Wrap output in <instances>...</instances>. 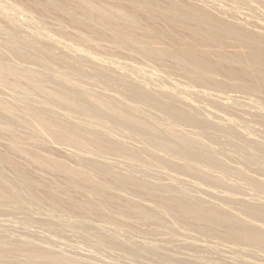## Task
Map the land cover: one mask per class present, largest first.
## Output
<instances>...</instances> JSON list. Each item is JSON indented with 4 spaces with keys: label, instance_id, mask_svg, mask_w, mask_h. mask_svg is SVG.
Instances as JSON below:
<instances>
[{
    "label": "bare ground",
    "instance_id": "6f19581e",
    "mask_svg": "<svg viewBox=\"0 0 264 264\" xmlns=\"http://www.w3.org/2000/svg\"><path fill=\"white\" fill-rule=\"evenodd\" d=\"M23 1L45 17L53 13L65 19L73 30L72 35L86 49L56 39L49 32H39L38 28L37 31L31 19L19 17L25 6L18 8L8 0H0V139L7 141L3 138L0 141L4 149L0 147V211L16 213L23 207L30 208L28 202L32 197L38 199L35 195L40 192L53 207L79 217L72 219L63 214L55 218L56 213L37 214V211L33 213L35 207H31L35 216H43L37 221L40 219L51 230L78 226L100 244H108V248L135 258L149 253L157 259L166 258L167 254L159 253L156 241H124L118 232L139 224L151 227L147 233L143 226L145 234H149L154 226L164 227L172 218L176 223L192 226L197 232L191 231L201 237L221 238L225 245L211 244L208 240L207 244L199 243L198 236L196 243L191 237L193 242L184 240L191 227L179 223L173 226L182 228L183 233L179 230L178 236L183 238L174 242L214 253L221 252L222 248L218 247L223 246L239 258L234 255L235 264H260L245 256L260 258L262 255L257 252H264V177L260 178L264 176V141L253 137L257 122L264 125V17L254 18L250 13L253 5L249 6L248 2H245L248 8L240 10L243 0H22L17 3L22 5ZM259 2L263 8L264 2ZM64 21L57 22L56 31L67 36L70 29L63 27L67 24ZM93 51L107 55L126 52L143 62H152L154 67L161 66L158 71L163 67L162 72L179 74L184 80L182 84L186 81L187 85L170 82L154 70L145 73L142 66L106 59L104 54ZM243 116L257 121L253 120L256 126L252 136L247 133L249 124H245L249 119L245 121ZM24 141L41 151L46 148L62 153L77 166L68 165L69 159L68 164L53 159L46 154L48 150L40 154L25 148ZM226 147L231 148L228 160L236 163L241 160L243 163L238 165L242 168L256 166L257 170L254 169L261 175L254 176L253 167L249 171L252 176L246 172L248 166L244 170L235 163L233 166L232 161L226 162L219 156ZM11 155H15L13 159ZM20 157L42 173L62 179L64 188L55 185L53 176L50 179L41 173L30 176L33 173H29L26 164L23 166V161L20 160L21 164L14 161ZM62 157L59 156L61 160ZM4 169L12 176H6ZM149 170L157 179L163 176L168 181L146 180L144 176ZM227 177L239 180H227ZM196 180L200 184L201 180L208 183L209 187L205 183L202 187ZM183 184L193 185L208 197L206 200L211 198L213 202L201 199L206 198L202 193L199 198L193 193L189 195V190L185 192L188 187L182 190L187 186ZM220 187L233 190V194L239 190L246 193L247 188L254 193L248 198L250 189L247 198H239L241 195H236L240 191L233 195L222 192ZM126 189H130L131 195L135 193L137 199L121 194ZM70 192L81 194L83 200L74 199ZM137 196L147 203H141ZM212 198L230 201L228 207L230 203L237 204L235 208L239 206L236 208L239 212L233 205L232 212L226 205L216 204L214 200L219 199ZM35 200L31 202L34 206ZM26 208L24 212L31 209ZM25 214L28 216L30 212ZM89 216L106 223H90ZM30 218L25 221L31 222ZM124 224L128 226L123 227ZM140 230L135 232L142 233ZM1 234L0 264L13 263L15 257L10 260L6 257L14 252H20L21 258L23 254L21 264H94L30 240L13 241ZM174 258L178 264H208L201 258Z\"/></svg>",
    "mask_w": 264,
    "mask_h": 264
},
{
    "label": "rangeland",
    "instance_id": "374dc122",
    "mask_svg": "<svg viewBox=\"0 0 264 264\" xmlns=\"http://www.w3.org/2000/svg\"><path fill=\"white\" fill-rule=\"evenodd\" d=\"M9 1V3H11V4H13V5H17V7L18 8H21L22 6H25V7H23V8H21L22 9V11L20 12V14H19V17H21L22 19H31L34 23H36V26H34V28L37 30V28H38V30H40L39 32H41V31H43L42 33H46V32H49L50 34H52L56 39H60V40H64V42L65 43H67V44H76L77 46H79V47H81L82 49L83 48H85L86 47V45L84 46V44H83V46H82V43H80V42H78L76 39H75V37L72 35V32H73V30H72V28H71V26L69 25V23L68 22H66V20L65 19H61V17H58V15L57 14H53V13H51V15H56L57 17H55V16H51L50 14H47V16L45 17V14L44 13H42V12H40V11H38V10H33V8H31V7H29L24 1V3L27 5H25L24 3H22V5L21 4H19L20 2H22V0H16V3H15V0H8ZM218 2H219V0H217ZM220 1H222V0H220ZM244 1V4L243 5H241L242 7H239L240 8V10L242 9V11L244 10L245 11V9H246V7L248 8V4H250L249 6H251V5H253L251 8V14H253V17L254 18H256V19H263V18H260V17H264V16H261V14H260V12H262L264 9V7L262 8V4L257 0H243ZM252 1V2H251ZM254 1V2H253ZM17 2H19V3H17ZM245 2H248V4L247 3H245ZM257 2H259V3H257ZM261 2L263 3L264 1L263 0H261ZM19 4V5H18ZM24 4V5H23ZM256 4V5H255ZM259 4V6L257 7V5ZM260 5H262V6H260ZM257 8V11H255L254 12V8L255 7ZM259 8V9H258ZM23 9H25V10H23ZM262 9V11H260ZM260 11V12H259ZM256 12H259V13H256ZM264 12V11H263ZM258 14V15H257ZM259 14H260V16H259ZM262 15H264V13L262 14ZM259 16V17H258ZM59 19V20H58ZM60 20H62V21H64L65 23L64 24H66V25H63V22L61 23V24H59V25H63V27L64 26H66V30L68 31V29H70L67 33V36L68 35H70V36H64V34L62 35V34H60L58 31H56L57 29V27H56V24H58V23H60V22H58V21H60ZM58 22V23H57ZM69 25V26H68ZM62 27V28H63ZM68 27V28H67ZM37 30V31H38ZM86 49V48H85ZM87 49H88V47H87ZM88 50H90V49H88ZM92 51V50H91ZM90 51V52H91ZM97 53V51H93V54H95V53ZM97 54H104V58H106V59H113V60H117V61H120V62H122V63H127L128 65H130V66H136V67H141L142 66V68L144 67V71H146L145 73H149V72H147V70L148 71H150V72H154V71H157V72H159V73H161L164 77H166L167 79H169V81L171 82V81H173V82H175V83H178V84H180L181 86L182 85H187V83H186V81L184 82V84H182L183 83V79H181V77L179 76V74H177V73H175V72H172L173 74H170L171 72H169V71H167L166 72V70H165V72H162L165 68H161L162 69V71H161V69H160V71H158L159 69L158 68H160L161 66H159V67H157L158 65H155L156 67H154V65H152V62H143L141 59L139 60V58H134V57H131L130 55H128L126 52L124 53V52H116V53H108V55L106 54V53H97ZM106 54V55H105ZM101 56V55H100ZM103 56V55H102ZM143 63H144V65H143ZM148 63H150L151 64V66H150V64H148ZM148 65V66H147ZM146 68V69H145ZM155 68H156V70H155ZM154 70V71H153ZM169 72V74L170 75H167V73ZM175 73V74H174ZM180 79L182 80V81H180ZM176 80H178V81H176ZM98 89L100 88L101 89V87L100 86H98L97 87ZM98 89H96V90H98ZM100 89H99V91H100ZM251 98H252V96H251ZM253 99H254V97H253ZM235 116H237V118H241V116H239V115H236V114H234ZM233 115V116H234ZM246 117H248V116H246ZM246 117H244L243 116V118L245 119V121H246V119H249V120H247L246 121V123L245 124H247L248 125V127L246 128V126H245V128L248 130V132L247 133H250L251 134V136L254 134V130L256 131V133L253 135V137H255L257 140H259V141H261V142H263L264 141V125L262 126L261 124H258V122L256 121V119L255 118H253V117H250L251 119H252V121L253 120H255L256 122H257V124H256V122L255 121H253V122H255L254 124H252L253 122L252 121H250V118L248 117V118H246ZM236 118V117H235ZM252 122V123H251ZM252 125H251V124ZM257 126H256V125ZM256 126L257 127V129H258V131H257V129H255L254 128V130H253V126ZM262 126V127H261ZM261 128V129H260ZM253 133H252V132ZM258 134V135H257ZM260 134V135H259ZM262 135V136H261ZM3 137H1V139H2ZM0 139V141L2 142V140H4L5 141V139L3 138L2 140ZM263 140V141H262ZM205 141H206V139H205ZM5 142H7V141H5ZM4 142V143H5ZM206 142H208V141H206ZM209 143V142H208ZM25 146V148H27V147H30L29 149H31V150H33V151H36V152H39L40 154H45L46 153V151L48 150V152L46 153L47 155H51V157H54L53 159H57V160H59L60 159V161H63V162H65L66 164H68L69 163V161L71 162L70 164H68V165H70V166H77V164L75 165L74 163H73V161L72 160H70L68 157L66 158L65 157V155L64 154H62V153H59V152H56L55 150H49V149H46V148H42L43 150L41 151V149L40 148H32L31 146H29L28 145V142H25L24 141V143H23ZM27 146V147H26ZM1 147V146H0ZM2 148V147H1ZM36 149V150H35ZM39 149H40V151H39ZM226 150H227V147L225 148ZM2 150H4L3 148H2ZM226 150L224 151V152H222V153H224L223 155H224V157H223V155L222 154H219V156L221 155V158H223L226 162H231L230 160H228V158H227V156H228V154L230 153V151H231V148L229 149V150H227V155H226ZM0 151H1V149H0ZM63 157H62V156ZM15 156V155H14ZM13 156V157H14ZM59 156L60 157H62V160H61V158H59ZM13 157H12V155H11V158L13 159ZM16 157H18V156H16ZM19 158V157H18ZM16 159V160H15ZM69 159V161H67ZM19 161H17V158H14V161L16 162V163H18V164H21V161H23V166H25V164H26V167L29 169V173L31 174V173H33L32 175H30V176H32L33 177V175H35V174H40L41 173V175L42 176H45L46 178H48L49 177V179H50V177H52L53 175H51L50 174V176L47 174V173H42L40 170H37V169H35V167L33 168V166H30L29 164H27V162L25 161V159H23L22 158V160H21V157H20V159H18ZM21 160V161H20ZM239 162V161H238ZM236 163V162H234V161H232L231 162V164H233V163H235V164H239V163H243L241 160H240V162L239 163ZM230 163H228V165H231ZM235 164H233V166L235 165ZM28 165V166H27ZM245 165V164H244ZM232 166V165H231ZM236 166V165H235ZM239 166V165H238ZM247 166L248 165H246L245 167L243 166V168H244V170H246L247 169ZM29 167H31V170H30V168ZM239 167H241L242 168V166L240 165ZM251 167H253V165H251V166H248V170L246 171L247 173H251V172H249V171H251L252 170V168ZM33 168V169H32ZM242 168V169H243ZM256 169V166H254L253 167V170L252 171H255L256 173H257V175H255L256 173L255 172H253L254 174V176H257V177H259L261 174L258 172V171H256L255 169ZM35 169V170H34ZM211 170H213L212 172H214L215 171V169H212V168H210ZM34 170V171H33ZM154 170V169H153ZM4 171H5V173L7 172V170L6 169H4ZM217 171V170H216ZM215 171V172H216ZM10 171L8 170V173H6V176H8V177H11L12 175H11V172L9 173ZM259 173V174H258ZM45 174V175H44ZM148 174H150V175H148ZM148 174L147 175H145L144 176V178L146 179V180H149L150 181V179H151V181L152 180H156L157 179V177H155V175H154V172L152 171V170H149V172H148ZM9 175H11V176H9ZM48 177H47V176ZM250 175H252V173L250 174ZM252 175V176H253ZM264 175V174H263ZM147 176V177H146ZM264 176H260V178H263ZM150 178V179H149ZM229 178H233V177H227V180L229 179ZM58 179V180H57ZM163 180V183L165 182L166 183V181H168V179L165 177V178H163V176H161V177H159L157 180L158 181H160V180ZM189 179H191V178H189ZM52 180H54L55 181V185L56 186H58V187H61V183H63L64 184V182H62L63 180L62 179H59V178H55L54 176H53V179ZM192 181H194L195 179H191ZM199 180V179H198ZM230 180V179H229ZM232 180V179H231ZM233 180H239V179H236V178H233ZM191 181V182H192ZM59 182V183H58ZM160 182H162V181H160ZM195 182H198L199 183V181H195ZM201 182V186L202 187H204L205 185L207 186L208 185V187H209V184L207 183L206 184V182H204V181H200ZM203 183H205V185L203 184ZM184 185H187L186 186V188H182V190H186L187 189V187H188V189H187V191H185V192H189L188 194L189 195H191L190 193H193L194 194V196H197L198 198H199V194L200 193H202L201 195H203V192H200L199 193V191H197L195 188H193V185H192V187H191V185H190V187L188 186L189 184H183L182 186L184 187ZM62 186H65V185H62ZM112 185H109V187L111 188V190H113L114 188H113V186L111 187ZM61 188H64V187H61ZM190 188V189H189ZM191 188H193V189H191ZM196 190V192H193V191H195ZM251 189V188H250ZM250 189H246L247 190V192H248V190H250ZM127 190V192H125ZM126 190H122L123 191V193H121V194H125V195H127L128 197H131V198H136V196H135V193L134 194H132L133 195V197H132V195H131V193H130V189H126ZM129 190V191H128ZM189 190V191H188ZM215 191H218V192H228L229 190H227V189H224V188H221L220 187V190L221 191H219V188H215L214 189ZM114 191H117V190H114ZM122 191H120V192H122ZM132 191V190H131ZM233 191V190H232ZM232 191H229L228 193L229 194H233V193H231ZM240 192H241V190H239ZM239 191H237V192H239ZM72 192V191H71ZM70 192V193H71ZM118 192V191H117ZM235 192V191H234ZM237 192H235L234 194H236ZM239 192V193H240ZM244 193V195L245 196H243V193ZM240 194L239 193H237V197L239 196V195H241V196H239V198H243V197H246L248 194H250V196L248 197V198H250V197H252L251 195V192L252 193H254L253 191H252V189L250 190V192L247 194V192L245 193L244 191H242ZM69 193V194H70ZM127 193V194H126ZM130 195H129V194ZM133 193V192H132ZM196 193H197V195H196ZM26 194V193H25ZM41 195V196H43V197H41V196H38V195ZM193 194H192V196H193ZM220 194V193H219ZM233 194V195H234ZM247 194V195H246ZM27 195V194H26ZM38 195L36 194L35 196H37L38 197V199H34L31 195H29V196H31L32 197V200H35L36 201V203H38V202H42V200H44V202H42L41 204H37L36 205V203H35V201L33 202L34 204H35V206L33 205V204H31V202H32V200L30 201V202H28V205L30 206V205H32V206H30V208L31 207H37L38 208V210L40 211H38L37 209H33V213L35 212V211H37V214H46V212H47V214L49 213L50 215H52L51 213H56V214H54V216H55V218L56 217H62L63 216V214H64V217H70L71 216V218L72 219H78L79 217H78V215H76V214H70V213H68L67 211H65L64 209H61L60 210V208H57V207H53L51 204H49V202L45 199V196L42 194V193H38ZM78 195V193L76 192V195H75V193L73 192V193H71L70 194V196L71 197H73L74 199H76V200H78V199H82L83 200V196L81 195H79V196H77ZM135 196V197H134ZM204 196V195H203ZM260 196V195H259ZM27 197H28V195H27ZM31 197H29L30 199H31ZM36 197V198H37ZM41 197V198H40ZM138 197V200H140L139 199V196H137ZM204 197H206V198H201V199H207L208 197L205 195ZM246 197V198H247ZM40 198V199H39ZM140 198H142V197H140ZM254 198L256 199V196H254ZM257 198L259 199V197L257 196ZM137 199V198H136ZM144 198H142L141 200H143ZM212 199H219V198H212ZM37 200H38V202H37ZM140 200V202L142 203H147V202H144V201H146L145 199H144V201H141ZM208 200H210L211 202H213L212 200H211V198L210 199H208ZM208 200H206V201H208ZM221 200H223V202L221 201ZM251 201H253L254 199L252 198V199H250ZM47 201V202H46ZM219 201V202H218ZM149 202V201H148ZM214 202H216V204H218V205H220L221 204V206H223V207H225V205H226V207L227 208H230L229 210L230 211H234V209H235V211L237 210L236 208H239V206L238 207H236L235 208V205L237 206V204H235L234 203V205L233 204H231L230 203V205H231V207H232V209H233V206H234V209L233 210H231V207H228L229 206V202L230 201H227V200H225L224 201V199H219V200H214ZM30 203V204H29ZM150 204H151V202H149ZM224 203V204H223ZM228 203V204H227ZM47 204H49V205H47ZM26 205H27V203H26ZM28 205H27V207H28ZM42 207H41V206ZM233 205V206H232ZM50 207V208H49ZM24 208H26V207H23L22 208V210L21 211H18V212H7V211H0V230H1V228H3V234H1V237H8V238H10V239H12L13 241H15V240H21V241H24L25 239V241H32V242H35L36 244H38V245H42V246H45V247H48V248H51V249H53V250H56V251H60L61 253H64V254H67L68 256H72V257H75V255H76V257L80 260V261H82V260H90V262H94V264H100V263H105V264H178V261L177 260H175V258L174 257H176V259H179V258H181V259H193V257H195V260H198V259H196V258H199V260H200V258H201V260L202 261H204V262H206V263H208V264H235V260H232V259H234V255L235 254H232L231 255V253H228L227 251H225V249H223V246L225 245V244H223V243H225V241L224 240H222L221 238L219 239V237H218V239H217V237H215V238H213L212 239V237H207V238H205L204 236L203 237H201L200 236V234H198V233H195L194 232V230H192L191 231V229H195V228H193L192 226H189V225H185V224H183V223H179V222H174L173 221V219L172 218H170V220L169 221H171V222H169L168 220H165V222L166 221H168V222H166L165 224V226L164 227H161V228H157L156 229V227L154 226V228H152V230L154 229V230H156V231H152V232H150V233H152L153 234V236H152V234H145L146 232V229L143 227V226H145L146 228H147V226L146 225H143L142 227H141V225L140 226H138V225H135V224H131L130 226H129V228L128 229H130V227L132 228V230H131V232H130V230L128 231V229L126 228V227H124V226H128V225H126V224H124V225H122L124 228H122V229H120V227H121V225L120 226H118V229H120L119 231L120 232H118L119 234L118 235H121V233H122V235H121V237L119 236V238H121V240H124V241H127L128 239H130V241H134V242H138V240L140 239V240H142V241H144V242H146V243H155L154 241H156V244H157V246H158V248L160 249V250H158V251H160L159 253H164V255H165V253L167 254V255H165V256H167L166 258H165V260H164V258L163 259H157L155 256H153L152 254H150L149 255V253H142V254H140L139 256L140 257H137V258H135V257H133V256H131V255H128V253H126V252H123V251H117V249L115 250V249H113V248H111V247H106L107 245H105V244H103V243H105V242H103L102 244H100L99 242H97L96 241V239L91 235V234H87L86 232H83V230L81 229L80 230V228L78 227V226H75V228L74 227H65V228H63V229H65V230H62V229H60L59 231H56V230H54V229H52L51 230V228H49V227H47V226H45L44 224H42V222L40 221V219L38 220L39 222H40V224H39V222L37 221V218L39 217H43V216H41V215H37L36 214V216H35V214H33L31 211H32V208L30 209V208H26L25 210H28V209H30L29 211H25V212H30V215L28 214V216L25 214V212L23 211L24 210ZM42 208V209H41ZM46 209H48V210H46ZM44 210V211H43ZM56 210V211H55ZM109 210H107V212H108ZM237 212V211H236ZM236 212H234V213H236ZM238 212H239V209H238ZM237 212V213H238ZM22 213V214H21ZM33 216H32V215ZM23 215V216H22ZM30 216L32 217V218H30ZM53 216V215H52ZM28 217V218H27ZM91 216H89V218H87V220H89V222L90 223H92V222H95V223H97V224H101L100 222L102 221L103 223H106V221H103V219H100V222H99V220L97 219V218H95L96 216H92V218H90ZM168 217V216H167ZM166 217V218H167ZM23 218V219H22ZM29 218H30V221L31 222H26V221H29ZM165 218V219H166ZM168 218V219H169ZM22 219V220H21ZM33 219H34V221H33ZM26 220V221H25ZM5 221V222H4ZM4 222V223H3ZM26 222V223H25ZM174 222V223H173ZM254 222H256V221H254ZM259 222V224H261V222L260 221H258ZM258 222H256V223H258ZM2 223V224H1ZM102 223V224H103ZM176 223V224H175ZM180 224V226H186V228L187 227H191V228H188L190 231V233L189 232H187L186 231V235H187V237H184V240H187V241H189V242H191L192 240H191V238H194V242H195V240H198L197 238L195 239V237H197L198 236V238H199V243H203V244H207V240H208V242L209 243H211L212 244V242H221L222 243V241H223V246L222 247H218V246H221V244L220 245H218L217 243L215 244V243H213V244H215V245H218L217 247L220 249V248H222L220 251L221 252H218V253H214V252H208V251H204L203 249L201 250V249H198V248H195V247H193V246H188V245H183V244H181V243H179V242H174L173 240H177V239H180L181 240V238H183L182 236H178V235H181V229H178V225L177 224ZM5 224V225H4ZM31 224V225H30ZM173 224L174 225H177V226H173ZM181 224H183V225H181ZM132 225H133V227L134 228H136V229H133V227H132ZM262 225H264V223H262ZM136 226H138V227H136ZM180 226H179V228H180ZM108 227H110L109 225H108ZM153 227V226H152ZM69 228V229H68ZM74 228V229H73ZM110 228H112V227H110ZM141 229L140 231H142L143 230V228L145 229V231L143 230V232L142 233H137L138 231H136L135 232V230H137V229ZM149 228H151V227H149L148 226V228H147V233L149 232L148 231V229ZM172 228V229H171ZM186 228H185V230H186ZM47 229V230H46ZM174 229V230H173ZM175 229H176V231H175ZM53 230H54V233H53ZM134 230V231H133ZM151 230V229H150ZM161 232H160V231ZM181 232H180V231ZM6 231V232H5ZM62 231V232H61ZM139 231V232H140ZM195 231H196V229H195ZM61 234H60V233ZM130 232V233H129ZM135 232V233H134ZM155 232H157L156 234H155ZM166 232V233H165ZM170 234H169V233ZM180 232V233H179ZM192 232H194V233H192ZM197 232V231H196ZM56 233V234H55ZM63 233V234H62ZM81 233H82V235H81ZM87 234V235H84V234ZM88 233H93L92 231H88ZM162 233V234H161ZM183 233V232H182ZM185 233V232H184ZM187 233H189V235L187 234ZM44 234V235H43ZM133 234H136V235H133ZM142 234H143V236H142ZM155 234V235H154ZM195 234V236H193V235ZM198 234V235H197ZM3 235V236H2ZM7 235V236H6ZM42 235V236H41ZM54 235V236H53ZM117 235V236H118ZM133 235V236H132ZM146 237H145V236ZM158 236V238H157V236ZM166 235V236H165ZM173 237H172V236ZM175 235V236H174ZM32 236V237H31ZM84 236V237H83ZM88 236V239L86 238ZM89 236H90V238H89ZM91 236L93 237V238H91ZM139 236V237H138ZM140 236H142V237H140ZM156 236V237H155ZM159 236H161V237H159ZM166 238H165V237ZM169 236V238H167ZM189 236V237H188ZM193 236V237H192ZM200 236V237H199ZM149 237V238H148ZM171 237V238H170ZM191 237V238H190ZM151 238H155V240L154 239H151ZM158 240H157V239ZM160 238V239H159ZM202 238V239H201ZM204 238V239H203ZM92 239V240H91ZM133 239V240H132ZM165 239H167V240H165ZM200 239H201V241H200ZM215 239V240H214ZM137 240V241H136ZM164 240V241H163ZM171 240V241H170ZM203 240H205L204 242H203ZM220 240V241H219ZM89 241V242H88ZM192 241V242H193ZM197 241V242H198ZM38 242V243H37ZM140 242V241H139ZM98 243V244H97ZM196 243V242H195ZM161 244V245H160ZM228 244V243H227ZM226 244V245H227ZM98 245H100L99 247H97ZM208 245H210V244H208ZM227 246H229V245H227ZM111 248V249H110ZM70 249V250H69ZM110 249V251H108ZM162 249V250H161ZM69 250V251H68ZM113 250V251H112ZM222 250H224V251H222ZM172 251V252H171ZM261 252V251H260ZM260 252H257V253H259V255H262V257L264 258V252L262 251V254H260ZM18 253H20V252H14V255L12 254V253H10L11 254V256L10 257H6V259L7 260H10V259H12L11 257H13V259H14V257H15V261L13 262V263H11V264H21V262L20 261H22L21 259H23V254H22V258H21V254H20V256H19V254ZM121 253V254H120ZM191 253V254H190ZM10 254H7V255H10ZM126 254V255H125ZM172 254V255H171ZM178 254V255H177ZM190 254V255H189ZM199 254V255H198ZM206 254V255H205ZM85 255V256H84ZM202 255V256H201ZM258 255V254H257ZM130 256V257H129ZM169 256V257H168ZM178 256V257H177ZM180 256V257H179ZM245 255H241L240 257H244ZM253 255H251V256H248L247 255V257H250V258H246V256H245V259H248L249 261H252V262H255V263H260V264H264V259L262 258V257H260V258H262V259H260V258H258L259 256H256V257H252ZM255 256V255H254ZM81 257V258H80ZM91 257H93V258H91ZM170 257H173L174 259L173 260H175V261H173L172 259H168V258H170ZM187 257V258H186ZM189 257H191V258H189ZM16 258H18V259H16ZM83 258V259H82ZM90 258V259H89ZM97 260H96V259ZM99 258H100V260H99ZM204 258H206V259H204ZM207 258H209V259H207ZM214 258V259H213ZM235 258H236V255H235ZM91 259L93 260V261H91ZM204 259V260H203ZM211 259V260H210ZM236 259H239L238 257L236 258ZM18 260H19V262H18ZM172 260V261H171ZM97 261V263H95ZM100 261V262H99ZM104 261V262H103ZM139 261V262H138ZM258 261V262H257ZM16 262V263H15ZM141 262V263H140ZM144 262V263H143ZM169 262H171V263H169ZM174 262V263H173ZM210 262V263H209ZM180 264V263H179Z\"/></svg>",
    "mask_w": 264,
    "mask_h": 264
}]
</instances>
